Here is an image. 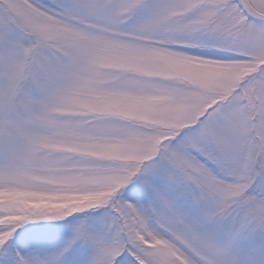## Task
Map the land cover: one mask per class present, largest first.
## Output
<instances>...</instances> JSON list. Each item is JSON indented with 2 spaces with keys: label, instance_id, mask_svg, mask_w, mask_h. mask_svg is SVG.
<instances>
[{
  "label": "snow or ice",
  "instance_id": "1",
  "mask_svg": "<svg viewBox=\"0 0 264 264\" xmlns=\"http://www.w3.org/2000/svg\"><path fill=\"white\" fill-rule=\"evenodd\" d=\"M0 264H264V0H0Z\"/></svg>",
  "mask_w": 264,
  "mask_h": 264
}]
</instances>
